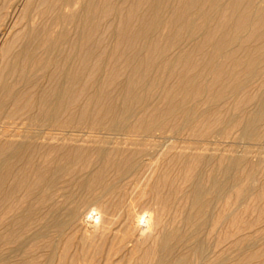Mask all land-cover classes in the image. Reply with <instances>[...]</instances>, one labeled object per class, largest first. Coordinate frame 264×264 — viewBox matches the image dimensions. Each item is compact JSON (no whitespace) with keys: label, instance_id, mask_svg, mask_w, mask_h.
<instances>
[{"label":"bare ground","instance_id":"1","mask_svg":"<svg viewBox=\"0 0 264 264\" xmlns=\"http://www.w3.org/2000/svg\"><path fill=\"white\" fill-rule=\"evenodd\" d=\"M1 41L0 264H264L219 155L264 146V0H0Z\"/></svg>","mask_w":264,"mask_h":264},{"label":"rangeland","instance_id":"2","mask_svg":"<svg viewBox=\"0 0 264 264\" xmlns=\"http://www.w3.org/2000/svg\"><path fill=\"white\" fill-rule=\"evenodd\" d=\"M2 41L0 42V46L2 45L1 43H3ZM256 144H258L257 141L256 142L255 141L254 142H250L248 140H244V139H241V138L240 139L239 138H235V139H232V140L231 139L230 140H225V141H223V143H221L220 149H221L222 153L220 151L219 155L220 154L227 155V154H229V152H227V151L228 150H232L233 153H231L229 155L231 157H235V156H239V155L244 154V152L247 151V150L251 151V153H249V157H250L251 163L255 162L256 159H258V158L262 159V163L257 168L258 169L257 178L260 181L259 184L263 185L264 184V146L262 148H260V146L256 145ZM249 167H251V166L248 165L246 168L243 167L242 170L244 168L248 169ZM209 171H210V168H207L206 172H209ZM194 172H197V170H194ZM218 207H220V206H218ZM84 209L85 210L88 209V206H84ZM214 241H215V238H212V236L206 237L204 239V243H205L206 247L209 246ZM260 249H264V247L262 246V247H260ZM117 262L118 261H115L114 263H117ZM92 264H94V263H92ZM118 264H125V262L121 261V262H118Z\"/></svg>","mask_w":264,"mask_h":264}]
</instances>
